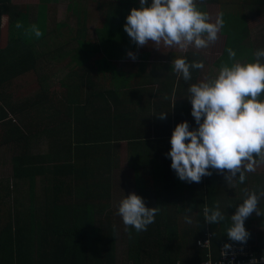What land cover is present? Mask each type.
<instances>
[{
    "label": "trees",
    "instance_id": "16d2710c",
    "mask_svg": "<svg viewBox=\"0 0 264 264\" xmlns=\"http://www.w3.org/2000/svg\"><path fill=\"white\" fill-rule=\"evenodd\" d=\"M124 4L109 7V13L99 22L102 40L112 54L100 57L90 70L80 68L67 73L64 78L74 79L64 84L60 100L54 103L52 97L48 99L49 92L43 90V80L39 79L35 82L38 94L34 98L0 107V148L9 146L11 155L10 175L0 177V264H117L115 229L119 227L131 229L126 231L131 235L127 253L130 264H201L209 260V254L216 261L221 244L226 243L244 245L255 256L263 254L258 246L261 239L252 233L244 243L229 239L226 230L234 214L228 211L232 200L226 194L217 195L214 169H209L212 174L203 176L199 183L178 180L177 175L169 179L162 175L161 189H154L156 197H152L156 207H160L154 218L158 221L155 229L137 232L131 226L121 225L122 217L116 207L123 191L131 189L124 188L119 177L126 176L123 172L135 179L145 175L146 163L154 151L151 145L170 142L172 134L168 131L174 130L179 120L156 117L151 119V132H144L148 127L137 132L145 119L135 117V98L125 99L126 92L122 99L117 98L116 87L115 91L107 90L110 101L102 98L99 91L87 92L85 78L108 72L114 60L122 58L115 51L127 44L124 25L132 9ZM7 7L12 11L3 24L0 16V90L29 72H35L39 78L41 55L37 46L46 44L47 37L59 48H66L70 38L61 33L58 40L54 26L46 28L45 16H34L30 21L23 6L0 0V14ZM39 8L40 11L41 5ZM12 25H16L17 33L6 36ZM32 25L42 30L41 36L35 35ZM243 28V21L233 22V35H228L226 51L236 44L234 32ZM43 98L47 100L44 102ZM41 114L48 117L44 119ZM171 121L175 122L172 127ZM67 124L74 129L68 137L64 135ZM101 124L103 131L98 127ZM39 125L44 126L39 130ZM39 136L46 139L43 148L39 142L32 143ZM121 143L126 145V168L120 167L117 159ZM33 148L37 149L35 153ZM157 151L161 156L159 148ZM217 203L225 218L209 224L204 220L203 209L214 208ZM189 206L190 212L186 211ZM186 215L192 219L191 224L185 222ZM244 226L251 228L249 221ZM207 233L211 234L210 249L203 250L197 243Z\"/></svg>",
    "mask_w": 264,
    "mask_h": 264
},
{
    "label": "crops",
    "instance_id": "0c3cea01",
    "mask_svg": "<svg viewBox=\"0 0 264 264\" xmlns=\"http://www.w3.org/2000/svg\"><path fill=\"white\" fill-rule=\"evenodd\" d=\"M10 1L14 5L23 6L24 12L29 14L30 21L34 20V16H37V18H39V15L42 17L45 16L46 28L51 29V27L54 26L53 28L58 40L61 38V33L70 36V38L67 40L69 43L66 48L53 46L50 37L46 38V44L40 47L37 46V50L41 55L38 64L42 73L39 74V78L35 72H29L15 79L10 86L0 90V107L4 104L12 106L13 104L26 101L25 98H34V96L38 94L37 88H34L35 82L38 83L39 79L40 81L43 80V90L49 92L48 99L52 97L53 102L56 103L57 100L62 98L60 95L64 93V84L74 79L64 78L67 73L74 70H81L80 68L90 70L94 62L99 60L100 57L112 54V49L102 40L103 32L101 25L98 23L102 21L104 18L103 16L109 13V7L122 2H125L124 6H127V9L140 7L139 0H47V2L42 3L44 8L40 0ZM151 2L152 0H148V5H150ZM196 2L197 6L202 11L209 14L212 22H214L218 16L223 20V26L218 33L217 40L214 43H210L207 48L196 49L193 45H190L186 50H181L178 46H173L172 48H164L162 46L161 49L156 48L152 44L138 46L128 36L125 39L127 44L124 46L121 44V47L115 51L122 58L114 60L115 63L111 67V70L108 72L105 70L96 77L91 75V78H85L86 82H88L87 92H91L92 90L99 91L101 92L102 98H106L108 101H110V99L108 98L107 90H114L115 87L118 88L116 81H119L121 87L118 89V92L116 91L119 95L117 98L122 99L123 92L128 93L125 99L135 98L136 104L133 105L135 117H143L145 119L139 125L137 132L145 130L147 127L148 128L144 132H151L149 127L151 119L159 117V114L162 112H166L165 118L179 119L177 123L171 121L170 127H172L173 123L177 125L179 122L186 120L189 123L190 130L197 128L198 125L191 115L192 105L190 99L187 98V96H189L188 86L193 83H198L201 80L213 78L218 73L222 63L231 65L236 60L241 62H253L255 60L254 53L258 49H264V0H196ZM40 5L41 10L39 11ZM61 7L64 9L60 10ZM9 8L10 7H7L4 11H1V24L6 22L7 14L12 11V9ZM19 12L20 11H18L19 17H21V12ZM35 12L36 14H34ZM61 13L65 14L63 20L58 18ZM68 13H70L74 19L72 23L68 20ZM242 21L244 22L245 28L234 32L237 39L236 44L233 45L236 46L232 45L230 48L236 52V57L234 60H230L227 56L226 41L229 39V33H232L233 22ZM62 23H65V25L62 26ZM82 26H84V28H82ZM90 27H93V29ZM1 31L4 32L3 29ZM16 33L17 27L16 25H12L9 33L6 32V36L8 34L9 37H12L11 35ZM241 33L242 40L240 41L239 38L241 37ZM49 35L50 33L48 36ZM74 50L76 53L71 56ZM129 52L135 54V60L129 57ZM207 56H212L213 58L210 64H206ZM176 57H184L189 63L193 61H203L204 68L192 69L191 80L186 82L180 74L173 70L172 60ZM68 63L73 65H84L69 69L67 68ZM53 66H57L56 70L59 73L65 72V75L55 81L54 86L57 87L56 90H49L44 84L49 83L52 85L53 82L50 80L56 76H53L54 73H56ZM130 86H139L142 89L132 91L129 89ZM133 93H138V95L135 96ZM259 99L264 100V94H262ZM46 100V98H43L44 102ZM130 102L131 101H129V105ZM34 112L35 111H33V113ZM38 114L40 113L38 112ZM41 115L44 119L48 117V114ZM179 115H181L182 118H180ZM106 118L107 117H105V120ZM103 125L104 124L98 126L102 131ZM43 126L44 125H39V130ZM72 130L74 129L67 124L64 135H70ZM167 130L168 128L165 126L164 131ZM159 131L157 134H159ZM168 132L172 134L173 129H169ZM45 142L46 139L42 138V136H39L37 139H32L33 144H41L42 148ZM151 147L154 151H151L150 158L146 163L148 169L145 175L142 174L143 176H139L137 179H135L133 175H127L122 178L119 177L120 182L125 184L124 188L129 186L131 189L130 191H123V198L134 192L144 200L146 207H156V203L152 201V197H156V190L154 189H161V176L163 175L166 179H169L170 176L177 175L171 168V157L167 155L170 152L171 143L152 144ZM158 148L161 152V156L158 154ZM35 151H37V149L33 148L34 153ZM257 161L256 170L254 172L245 173L246 179L243 183H240L238 177H236L232 184L229 185L225 180L227 172L221 173L215 170L217 172L216 180L218 182L216 188L217 195L226 194L228 198H230V201L232 200L228 211L235 213L236 208L245 198L244 189H248L249 191L264 190V162H260L258 158ZM118 163L120 165L119 161ZM259 166L260 169H258ZM126 167H128V164L125 168ZM178 180L181 179L178 178ZM137 188L146 189L147 191L141 193L136 191ZM22 194L26 195L25 192ZM258 206L261 211H264V197H261ZM116 208L118 211V207ZM247 221H249L251 225L250 230L246 229L248 233L254 234L258 240L261 239L258 246L263 252L261 255L263 256L264 215H257L256 212H253L252 215L246 218L245 222ZM157 222V220H154L147 228L153 229L154 226L156 227ZM218 259L213 261L209 254V260L207 261L215 263Z\"/></svg>",
    "mask_w": 264,
    "mask_h": 264
},
{
    "label": "clouds",
    "instance_id": "9594fccd",
    "mask_svg": "<svg viewBox=\"0 0 264 264\" xmlns=\"http://www.w3.org/2000/svg\"><path fill=\"white\" fill-rule=\"evenodd\" d=\"M139 3L140 7L131 9L124 25L138 46L152 44L158 49L178 46L186 50L193 45L203 49L217 40L223 26L219 16L212 22L196 0H152L150 5L148 0H139ZM32 31L37 37L42 35L36 25H32ZM227 52L229 59L234 60L236 52L232 48ZM128 55L136 59L132 52ZM254 55L253 62L236 60L230 66L222 63L213 78L188 86L191 115L198 127L190 130L188 121L179 122L172 132L167 154L171 157V168L182 181L199 183L203 176L212 174L209 169H214L227 172L225 180L229 185L236 177L243 183L245 173L256 170L257 158L264 162V100L259 99L264 94V49H258ZM172 67L187 82L191 80V70L203 69L204 63H189L184 57H176ZM165 115L162 112L159 118L164 119ZM244 192L245 198L231 215V225L226 230L231 241L241 243L249 237L244 226L246 218L253 212L264 215L258 206L264 190L244 189ZM191 210L189 206L186 211ZM159 211L158 207H146L134 192L122 198L118 205L123 224L137 232L147 230ZM203 215L209 224L225 218L219 203L211 209L205 206ZM185 222L191 224L192 219L186 215ZM230 248L231 244L226 243L220 254L226 255Z\"/></svg>",
    "mask_w": 264,
    "mask_h": 264
},
{
    "label": "rangeland",
    "instance_id": "374dc122",
    "mask_svg": "<svg viewBox=\"0 0 264 264\" xmlns=\"http://www.w3.org/2000/svg\"><path fill=\"white\" fill-rule=\"evenodd\" d=\"M34 1V0H32ZM64 8L61 7L60 10H62ZM68 20L70 23L73 22V18L72 16L70 15V13H68ZM60 20H63L65 18V14L64 13H61V15H59L58 17ZM17 21H18V18H17ZM99 23V22H98ZM256 23V22H255ZM257 24V23H256ZM91 29H93V27H90ZM41 30V29H40ZM42 31V30H41ZM76 53V51L74 50V52L71 54L74 55ZM212 56H207V60H206V64L207 63H211L212 62ZM121 64V63H119ZM84 65V64H82ZM82 65H73V64H70L68 63L67 65V68L69 69H74V68H77V67H80ZM119 66V65H118ZM56 73H54L53 77L50 81H52V85H50L49 83H45L44 85L47 87V89L49 90H56L57 87L54 86V83L55 81L60 78L61 76L65 75V72L63 73H59L56 69H57V66H53ZM41 68H40V71H39V74H41ZM116 84L118 85V88L119 89L121 86L119 84V81L117 80L116 81ZM10 148L9 146L6 147V146H3L2 148H0V177H5L7 175H10L11 173V165H10V152H9ZM126 145L124 144H120V148L118 150V156H119V162H120V167H125L129 161L127 159V155H126ZM258 169H260V166L258 167ZM120 173V170L117 169ZM123 172V171H122ZM126 176L129 175L130 173H124ZM119 195V191L116 193V196L118 197ZM112 209L115 211V207L112 206ZM116 220V219H115ZM120 222H121V225H124L123 224V221H122V218L120 219ZM115 225H116V222H115ZM114 225V226H115ZM133 228V227H131ZM128 230H131V229H128ZM128 230H125L124 228H116L115 229V232H116V257H117V264H130L129 260H128V251H129V247H128V237H130L131 235H128L126 231ZM144 234V233H143ZM143 234H140V236H142ZM261 264H264V263H261Z\"/></svg>",
    "mask_w": 264,
    "mask_h": 264
},
{
    "label": "built area",
    "instance_id": "2783aa9c",
    "mask_svg": "<svg viewBox=\"0 0 264 264\" xmlns=\"http://www.w3.org/2000/svg\"><path fill=\"white\" fill-rule=\"evenodd\" d=\"M210 239L211 234L207 233L204 239L198 241V246L201 249H210ZM225 244H221L219 249V259L215 263L206 261L203 264H261L264 263V259H261L262 256H255L254 253H251L249 248L244 245H234L231 244V248L227 250L226 255H221V250ZM264 256V255H263ZM253 257L255 260L253 261Z\"/></svg>",
    "mask_w": 264,
    "mask_h": 264
}]
</instances>
